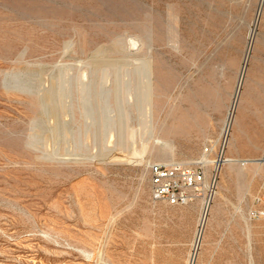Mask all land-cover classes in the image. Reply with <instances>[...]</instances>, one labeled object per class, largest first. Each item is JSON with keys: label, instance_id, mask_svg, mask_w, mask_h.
Instances as JSON below:
<instances>
[{"label": "rangeland", "instance_id": "1", "mask_svg": "<svg viewBox=\"0 0 264 264\" xmlns=\"http://www.w3.org/2000/svg\"><path fill=\"white\" fill-rule=\"evenodd\" d=\"M209 144L207 210L154 201L149 162ZM259 196L264 0H0V264H159L165 229L264 264Z\"/></svg>", "mask_w": 264, "mask_h": 264}, {"label": "built area", "instance_id": "2", "mask_svg": "<svg viewBox=\"0 0 264 264\" xmlns=\"http://www.w3.org/2000/svg\"><path fill=\"white\" fill-rule=\"evenodd\" d=\"M212 151L211 144L206 145L202 156L192 164L149 162L152 199L170 205H186L198 198L210 203L217 173L226 159L222 147L217 157L210 161L208 157ZM209 162L213 164L211 173ZM257 201L264 203V196L257 197ZM263 213V209L254 211L255 215Z\"/></svg>", "mask_w": 264, "mask_h": 264}, {"label": "crops", "instance_id": "3", "mask_svg": "<svg viewBox=\"0 0 264 264\" xmlns=\"http://www.w3.org/2000/svg\"><path fill=\"white\" fill-rule=\"evenodd\" d=\"M163 238L158 241L161 248L158 251L159 264H188L191 259V239L183 233V238H177L181 235L178 229H165ZM176 232V233H171Z\"/></svg>", "mask_w": 264, "mask_h": 264}, {"label": "bare ground", "instance_id": "4", "mask_svg": "<svg viewBox=\"0 0 264 264\" xmlns=\"http://www.w3.org/2000/svg\"><path fill=\"white\" fill-rule=\"evenodd\" d=\"M146 62V61H145ZM143 68H145V67H143ZM152 68V67H151ZM146 75L144 74V76H145V78L147 77V80H145V81H147L146 82V89H147V92H146V96H145V101H146V103H147V105L148 106H150V119L149 120H152V118H153V114H152V109H151V100H152V94H151V73H150V68H149V66H146ZM140 78V77H139ZM241 85V84H240ZM145 87V86H144ZM63 90V89H62ZM53 96V95H52ZM51 96V97H52ZM67 96V95H66ZM65 96V97H66ZM53 98V97H52ZM49 99H51L50 97H49ZM144 99V98H143ZM66 101V100H65ZM50 102H52V100L50 101ZM46 103H47V101H46ZM54 104V103H53ZM46 105V104H45ZM145 105V104H144ZM49 107V106H48ZM55 107H57L56 105L54 106V110L55 109H57V108H55ZM147 107V106H146ZM145 107V108H146ZM68 108V107H67ZM46 109H47V107H46ZM49 110V109H48ZM62 111V110H61ZM49 112V111H48ZM54 112V111H53ZM50 113V112H49ZM152 126V125H151ZM151 133V132H150ZM124 137V136H123ZM160 140V139H159ZM122 141V140H121ZM161 142V141H160ZM165 144H166V142H165ZM162 145V144H161ZM167 145V144H166ZM113 149V148H112ZM121 155V154H120ZM235 159L233 158V157H230V156H226V159H225V161H224V163H232L233 161H234ZM206 206H205V208H206V210H207V208L209 207L208 205H209V203L207 204V200H206V204H205ZM205 216H206V212H205V215H204V218H205ZM201 231V230H200ZM201 233V232H200ZM202 236H203V234H202ZM195 262H196V253L194 254L193 252H192V254H191V259H190V261H189V263L188 264H195Z\"/></svg>", "mask_w": 264, "mask_h": 264}]
</instances>
